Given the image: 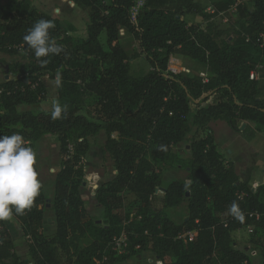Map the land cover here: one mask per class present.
Returning a JSON list of instances; mask_svg holds the SVG:
<instances>
[{"label":"trees","instance_id":"1","mask_svg":"<svg viewBox=\"0 0 264 264\" xmlns=\"http://www.w3.org/2000/svg\"><path fill=\"white\" fill-rule=\"evenodd\" d=\"M29 1H0V54L22 58L0 61L4 73L15 76L0 83V136L19 133L33 149L43 137H56L62 157L50 206L56 230L51 237L40 232L47 210L41 189L29 210L11 217L29 240L30 262L14 252L2 220L0 264H57L56 248L71 264L104 263L107 251L116 255L111 241L122 231L128 243L126 252L117 255L119 262L147 250L160 264H252L231 238L243 228L264 262V177L256 188L249 187L211 134L188 137L192 126L205 129L212 121H223L248 142L264 133V79L249 78L252 72L264 76V0H218L213 14L196 0H143L135 19V0H68L88 11L80 37ZM232 6L237 29H219L213 19ZM191 14L202 19L204 29L188 26ZM40 19L55 25L50 35L63 46L60 55L38 59L26 46L24 35ZM170 55L202 65L207 82L199 72L167 71ZM139 56L147 62V72L131 70L130 62ZM41 59L47 63L42 65ZM43 74L58 80L54 102L67 106L63 118L53 119L52 109L19 111L45 100ZM85 94L95 97L101 122L79 113ZM100 132L115 175L95 191L101 209L96 223L85 220L78 178L83 175L79 162L89 150L87 139ZM180 144L185 156L173 150ZM171 168L185 169L187 181L163 182L160 170ZM124 191L141 210L134 225L121 227L115 211ZM181 201L185 212L178 221L173 215ZM233 203L242 219L231 211ZM192 230L195 238L184 242L180 236ZM85 236L91 242L79 248Z\"/></svg>","mask_w":264,"mask_h":264},{"label":"rangeland","instance_id":"2","mask_svg":"<svg viewBox=\"0 0 264 264\" xmlns=\"http://www.w3.org/2000/svg\"><path fill=\"white\" fill-rule=\"evenodd\" d=\"M4 1V0H0ZM136 6L131 10V15L135 19L137 11L143 4V0H135ZM199 4L213 9V5L218 0H196ZM29 4L36 10L44 12L53 18L58 19L61 24L66 28L72 26L76 33V37H80L85 33L86 26L88 24V11H82L74 7V5L68 0H30ZM60 9L59 13H56V9ZM186 21L189 25L204 29L205 25L202 19L196 15L191 14L186 17ZM215 25L221 30L237 29L238 16L235 10V6H232L228 10L224 11L219 16L213 19ZM68 35H71L69 33ZM123 35V34H122ZM100 43L104 49H106L105 36L100 37ZM134 45L136 43L134 42ZM178 63H175V68L179 71L181 65V71L184 75H191L192 72L205 73V69L202 65H199L193 61L187 60L183 57L177 56ZM0 61L5 63L21 62V56L10 57L4 54H0ZM179 67V69H178ZM130 68L132 71L147 72L149 67L143 56H139L130 62ZM264 79V76L259 78ZM15 76L7 75L4 73V66L0 64V83L6 80H12ZM42 83L45 87V100L32 106L19 107L20 110H30L34 113L51 111L57 90V79H51L47 74L41 76ZM210 102V101H209ZM96 100L93 95L85 94L83 104L81 106L80 114L86 116L89 120L95 122H101L97 113ZM241 124L240 127H242ZM253 126V124H251ZM196 126H192L191 137H201L205 134H211L215 142L217 143L220 151L223 153L226 159L232 157L227 152L228 149H232L236 152L234 156V163L236 166L237 174L240 180L249 181L251 188H256L260 184V180L264 177V133L258 132L257 135L251 141H245L241 134L231 130L223 121H212L205 129H196ZM89 150L87 154L81 158L79 167L82 169L83 175L78 178L79 191L81 199L84 203V209L86 213V221L100 222L101 209L95 200V191L98 186L111 180L115 175L113 167V161L107 153H103V145L105 141L104 132H100L93 137H88ZM34 150L37 153V171L39 173V179L42 182V190L46 197V214L43 221L40 232L48 237L54 236L56 225L54 223V217L50 211L51 199L53 196L54 177L60 169V163L62 157L59 154V144L54 136H45L40 139L35 145ZM174 151L179 152L182 156L186 155V149L183 145L174 147ZM151 150H148V159L151 160ZM50 169H56V171H50ZM159 170V168H157ZM263 170V172H262ZM163 182H170L172 180L187 181V172L182 168L161 169ZM81 183V184H80ZM141 207L136 198L127 191H124L121 195L120 204L115 211L117 220L121 227L129 225L137 221L136 215L140 212ZM185 212V202L181 201L174 210L173 218L181 220ZM221 219L224 215L220 214ZM3 227L11 236L14 242V252L20 257L21 260L30 262V256L28 252L29 240L21 235L19 224L13 219L4 220ZM2 227L0 226V230ZM231 238L235 247L245 253L251 260L252 264H264L260 255L258 246L250 241L249 230L240 229L231 233ZM91 242V239L87 236L83 237L78 247L83 248ZM104 263L100 264H160L157 258L149 251L144 250L136 253L130 259L119 262L116 255L108 254ZM55 256L57 264H71V260L63 255L59 249H55Z\"/></svg>","mask_w":264,"mask_h":264},{"label":"clouds","instance_id":"3","mask_svg":"<svg viewBox=\"0 0 264 264\" xmlns=\"http://www.w3.org/2000/svg\"><path fill=\"white\" fill-rule=\"evenodd\" d=\"M58 14L60 9L55 10ZM55 25L50 20L40 19L30 28L23 40L34 52L36 58L60 55L64 49L51 38L50 31ZM46 64V59L40 60ZM67 106L55 101L51 116L60 119L66 115ZM37 153L19 133L0 136V221L8 220L13 212L22 214L29 210L43 187L36 168ZM56 171V169H50ZM231 211L242 219L238 205Z\"/></svg>","mask_w":264,"mask_h":264},{"label":"built area","instance_id":"4","mask_svg":"<svg viewBox=\"0 0 264 264\" xmlns=\"http://www.w3.org/2000/svg\"><path fill=\"white\" fill-rule=\"evenodd\" d=\"M207 12L210 13V14H213L214 13V10L213 9H210L208 8L207 9ZM223 13V12H222ZM222 13H218L217 16H219L220 14ZM134 19V18H133ZM261 37V40L262 42H264V36H260ZM178 63V60H177V56L176 55H170L169 57V60H168V65H167V71L171 72L172 74H179V73H182V71L180 70L181 69V65H180V69L179 71L174 67L175 66V63ZM257 68H261V66H258ZM261 75L258 74L257 72H252L250 74V79H258ZM200 77L202 78V81L204 83L207 82L208 78H207V75L206 73H200ZM158 193H162L161 190H158ZM196 236V230H192V231H189L187 233H184L183 235L180 236L181 239H183L184 242H190L192 241ZM127 235L125 234L124 231H122L118 236L114 237L111 241V251L114 252L115 254L119 255V254H123L126 252V248H127ZM106 258H103L102 261H105ZM96 264H100L102 263L101 261H96L95 262Z\"/></svg>","mask_w":264,"mask_h":264},{"label":"crops","instance_id":"5","mask_svg":"<svg viewBox=\"0 0 264 264\" xmlns=\"http://www.w3.org/2000/svg\"><path fill=\"white\" fill-rule=\"evenodd\" d=\"M256 135H257V134H256ZM218 145H219V144H218ZM227 152H228L229 154L232 155V157L228 158V160H229V161H233V162H235L233 158H234L236 152H234L232 149H228ZM234 164H235V163H234ZM262 172H263V170H262ZM262 180H263V177L261 178L260 183L262 182ZM241 181H242L243 183H245L246 185L251 186V183H249V181H243V180H241Z\"/></svg>","mask_w":264,"mask_h":264},{"label":"water","instance_id":"6","mask_svg":"<svg viewBox=\"0 0 264 264\" xmlns=\"http://www.w3.org/2000/svg\"><path fill=\"white\" fill-rule=\"evenodd\" d=\"M244 128V125H242V129Z\"/></svg>","mask_w":264,"mask_h":264}]
</instances>
